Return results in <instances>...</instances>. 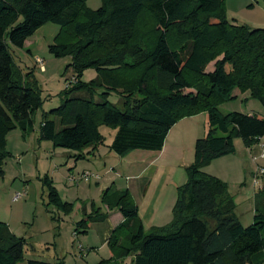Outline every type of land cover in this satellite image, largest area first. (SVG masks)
<instances>
[{"label": "trees", "instance_id": "trees-1", "mask_svg": "<svg viewBox=\"0 0 264 264\" xmlns=\"http://www.w3.org/2000/svg\"><path fill=\"white\" fill-rule=\"evenodd\" d=\"M101 1L91 10L88 0H0V177L8 134L16 128L29 132L43 104L37 81L19 69L14 50L55 24L62 32L49 52L72 58L76 82L63 92L61 106L44 116L41 140L84 159V151L103 145L99 129L106 126L117 130L110 146L117 156L161 152L179 121L207 114V134L195 143L170 224L146 231L128 189L104 192L102 203L123 221L107 241L112 256L97 264L130 257L132 264H264V175L253 223L244 227L229 185L203 172L236 153L235 139L250 147L264 138V119L219 110L236 98V90L264 107V29L232 23L226 0ZM88 69L97 76L86 83ZM112 94L119 97L117 105L109 101ZM44 185L49 205L70 213L72 204L62 201L48 178ZM93 212L77 224L78 231L87 232L97 221L94 214L108 217ZM25 245L0 222V264L23 263Z\"/></svg>", "mask_w": 264, "mask_h": 264}, {"label": "rangeland", "instance_id": "rangeland-1", "mask_svg": "<svg viewBox=\"0 0 264 264\" xmlns=\"http://www.w3.org/2000/svg\"><path fill=\"white\" fill-rule=\"evenodd\" d=\"M256 1L258 0H226L228 19L235 24L264 29L261 10H253L252 7H257ZM86 5L91 10H97L101 7L102 1L88 0ZM61 32L62 28L58 25L46 24L26 41L24 49H15L13 53L22 73L37 81L43 102L42 107L32 116L33 126L29 132L24 133L16 128L8 134L6 150L9 155L2 168L4 175L0 177V222L6 224L17 238H22L26 242L25 260L21 264H25L27 260L50 264H97L109 259L112 253L107 241L117 227L116 217L102 220L101 217L96 219L97 215L94 214L97 221L89 224L86 233L80 229L78 231L77 224L87 215L94 213L93 211H99L102 216L108 215L109 210L102 203L103 194L107 189L123 191L133 188L134 200L140 203L143 199L142 189L148 186L146 184L150 182L151 177L148 178V175L140 177L139 173L143 171V166L137 164L132 166L131 163L137 162L144 155L155 156V153L143 150L133 151L125 157L117 156L110 150L117 130L106 126L99 129L104 138L101 146L103 153L101 152L102 157L97 159L98 163L95 165H90L86 157L76 159L78 152L56 148L51 142L41 140L40 129L44 116L61 106L63 92L76 82V74L71 66L72 58H56L49 52V47L55 44ZM215 62L210 64L207 72L214 68ZM96 76L94 69H88L84 71L82 81L90 82ZM236 92L240 93L238 90ZM109 101L117 105L119 97L112 94ZM219 110L224 115L239 113L264 119V107L258 100L252 98L249 92L240 93L239 97L223 103ZM194 117L196 119L173 127L167 142L165 160L158 166L159 170L165 173L173 169V174H167L168 182L162 193L161 211L169 213L171 218L169 224L173 220L178 189L187 182L186 169L194 161L196 143L190 137L189 139L185 137L182 142L183 155L179 156L177 148L181 135L178 136L176 131L179 130L183 138V132L187 129L191 131L195 126L207 123L206 113ZM234 145L237 151L235 157L238 160L246 161V158H249L252 170L259 164L263 167L262 162L256 160L264 151V138L250 147L245 146L241 139H235ZM255 157L257 159H254ZM149 159L151 157H146L145 162L148 163ZM212 163L203 169L205 174L208 171L215 172L217 164ZM259 170L260 167L257 171ZM221 173L226 180L229 179L227 171H220ZM83 175L88 178L85 179ZM46 178L52 182L62 201L72 204L73 209L70 213L65 214L49 205L48 190L44 185ZM238 185V188L248 192L249 196L258 193L262 189L261 175L258 172L248 175ZM230 194L232 195L231 192ZM17 195L19 198L15 201ZM236 215L244 227L250 226L255 215L254 200H246L236 206ZM132 260L130 257L120 264H132Z\"/></svg>", "mask_w": 264, "mask_h": 264}, {"label": "crops", "instance_id": "crops-1", "mask_svg": "<svg viewBox=\"0 0 264 264\" xmlns=\"http://www.w3.org/2000/svg\"><path fill=\"white\" fill-rule=\"evenodd\" d=\"M257 7L255 8L253 7V10H261L262 12V16L264 17V0H258L256 1ZM264 21V18H263ZM25 46H26V42H25ZM24 46V47H25ZM210 66V65H209ZM208 66V68H209ZM207 68V69H208ZM214 70L211 69L208 72H212ZM234 96H240V93H237L236 91L234 92ZM203 116V122H205V118L204 115ZM251 116V115H250ZM196 119V117L194 118H186L184 120H181L178 124L175 125V128L178 127V125L182 124L185 121H191ZM193 124V123H189ZM174 128H172L169 132V134L172 132ZM207 130H208V126L207 123L203 124V126H195L191 131L190 130H186L185 132H183V138H182V134L178 131H176L177 135H181L179 137L180 143H179V147L177 148L178 152H179V156H182V150H183V140L185 139H189V137L192 139V141H197V139L199 138H203L204 136H206L207 134ZM166 138L164 147L162 149L161 152H153L154 155H144L143 157H140L139 160L135 163H131V165L133 166L134 164L136 165H141L143 166L142 169L140 171V177H144L146 175H148V178L151 177L150 182L146 185H148L147 187H144L142 189V197L143 199L140 200L141 202L139 203L138 201L134 200L137 207H138V211H139V216L142 219V222L144 224V228L145 230H149L151 228L157 227H164L162 226L163 224H169L170 221V215H168L167 213H163L161 211L162 209V193L164 191V188L167 185V179H168V175L167 174H173V169L169 170V172L163 171V170H159V164L162 163L161 161L165 160V156L167 154V142L169 139V135ZM177 147V146H176ZM182 147V148H181ZM102 149L101 146L98 147L97 150L91 152V149H88L86 151H84L85 154L88 153V155H86V160L89 161V164H97L96 161H98L99 159H101V153ZM156 153H158V155H156ZM237 154V151L234 155H230V156H226V157H222L216 161H214L213 163L217 164L216 165V170L214 171H208L207 174L212 175L222 181H227L226 183L229 185L230 188V192L232 193V195L234 196V202L236 204V206L238 207V205L240 203H243L246 200H254L255 201V197L257 195L256 193L251 194L250 196L248 195V192L246 193L245 191H243L242 189L238 188V184L241 183V181H244L246 179V177H248V175H254L255 172H258L257 169L260 167V169H264V158H260V155L257 156L259 157L258 159L255 157L254 159H257L256 161L261 163L263 167L259 164L256 165V168H254V170L251 169L252 164L249 163V158H246V161L244 160H238L237 157H235V155ZM146 157H151V159H149L150 161L147 163L145 162ZM99 158V159H98ZM98 159V160H97ZM212 163V164H213ZM231 166V168H230ZM209 167V166H208ZM148 169V173L146 172V169ZM207 168V167H206ZM168 169V168H166ZM220 171H227L229 175H227L229 177V179H225V177L223 176V174H220ZM144 173V175H142ZM254 173V174H252ZM231 181V182H230ZM152 185L154 190L152 191ZM133 197L132 191L133 188L128 189ZM108 210V209H107ZM113 217H116V226H118L119 224L122 223L123 221V217L121 216L120 213H118V211H108V218L107 220H111ZM115 226V227H116Z\"/></svg>", "mask_w": 264, "mask_h": 264}, {"label": "built area", "instance_id": "built-area-1", "mask_svg": "<svg viewBox=\"0 0 264 264\" xmlns=\"http://www.w3.org/2000/svg\"><path fill=\"white\" fill-rule=\"evenodd\" d=\"M261 139H263V138H261ZM261 139H260V140H261ZM260 157L264 158V151L260 154ZM259 174H260L261 176H263V175H264V169H260V170H259ZM83 177H84L85 179L88 178V176H86V175H83ZM18 198H19V195H17L16 198H14V200L16 201V200H18Z\"/></svg>", "mask_w": 264, "mask_h": 264}]
</instances>
